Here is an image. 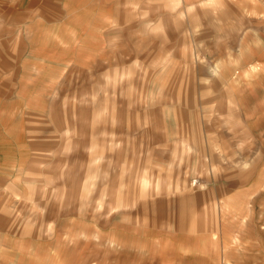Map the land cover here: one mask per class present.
<instances>
[{"label":"rangeland","instance_id":"1","mask_svg":"<svg viewBox=\"0 0 264 264\" xmlns=\"http://www.w3.org/2000/svg\"><path fill=\"white\" fill-rule=\"evenodd\" d=\"M80 2L0 50V264H264V0Z\"/></svg>","mask_w":264,"mask_h":264},{"label":"crops","instance_id":"2","mask_svg":"<svg viewBox=\"0 0 264 264\" xmlns=\"http://www.w3.org/2000/svg\"><path fill=\"white\" fill-rule=\"evenodd\" d=\"M77 1H81L78 4L80 7L79 15H83L88 9L93 8L91 10L92 12L94 9L99 7V5L95 3L100 0ZM181 1V10L184 11L185 8L189 7V4L195 0ZM65 2H67V0H0V50L6 47L4 43L7 44V47L9 44L12 45L18 38L20 31L31 32V30L33 31L35 27L41 29L46 25H53L57 24L58 21L60 22V12L65 9ZM53 15L55 18L54 22L50 20V17ZM90 15L93 14L90 13ZM17 47L18 45L15 44L14 48ZM0 55H2L1 51ZM1 65L2 62H0V101L3 98V91L7 89V85L4 86L3 82L6 80L11 81L10 74H3L1 71Z\"/></svg>","mask_w":264,"mask_h":264},{"label":"bare ground","instance_id":"3","mask_svg":"<svg viewBox=\"0 0 264 264\" xmlns=\"http://www.w3.org/2000/svg\"><path fill=\"white\" fill-rule=\"evenodd\" d=\"M254 71H257V66H253L252 68H250L249 73H252ZM192 227H195V226L192 225ZM92 236L94 237V239H97V237L95 235L92 234ZM113 242H114V240L104 241L105 245H107L108 247H111L110 249H116V248H118V247H116L117 245H113ZM231 243H233L234 245H236L237 248H239L238 251H240V250L243 249V246H242L241 243L238 242V238H237L236 235L233 236ZM231 243H229V244H231ZM141 250H142V252L145 251V247L143 246L141 248Z\"/></svg>","mask_w":264,"mask_h":264}]
</instances>
